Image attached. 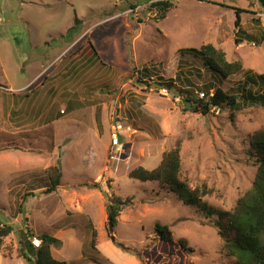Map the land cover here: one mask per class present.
<instances>
[{
	"label": "rangeland",
	"instance_id": "1",
	"mask_svg": "<svg viewBox=\"0 0 264 264\" xmlns=\"http://www.w3.org/2000/svg\"><path fill=\"white\" fill-rule=\"evenodd\" d=\"M153 1L0 0V219L13 227L0 264H27L15 249L28 233L34 247L42 234L56 237L52 256L72 264H240L227 247L232 233L220 235L216 216L129 173L154 169L178 147L180 178L192 188L205 184L209 205L232 211L245 196L257 172L251 140L264 129V105L248 99L207 114L188 108L186 93L241 94L244 75H214L181 49L210 43L244 71L263 73L264 38L236 43L234 21L241 9L240 28L258 39L264 7L168 0L172 7L159 17ZM4 81L11 93H3ZM247 87L254 97L264 93ZM51 166L61 178L46 192ZM113 196L128 202L108 232ZM156 223L168 227L170 241Z\"/></svg>",
	"mask_w": 264,
	"mask_h": 264
},
{
	"label": "trees",
	"instance_id": "2",
	"mask_svg": "<svg viewBox=\"0 0 264 264\" xmlns=\"http://www.w3.org/2000/svg\"><path fill=\"white\" fill-rule=\"evenodd\" d=\"M264 7V0H260ZM134 7V6H132ZM151 7L156 10V15L164 17L166 12L172 7V3L168 0H156L151 3ZM241 9H236V19L234 21L237 28V37L235 42L239 43L242 39L249 41L254 40L260 43L264 38V33H260L258 39L251 34H246L240 28L239 12ZM74 24H78L79 20L74 12ZM73 34L71 31L70 35ZM93 48L92 45H90ZM182 53L193 55L202 61V66L209 71H213L214 75H220L223 78L230 77L242 73L244 81H242L241 94H233L223 91L217 87L213 93L208 95V88H206V97L203 93L202 97H197L186 93V91H179V96L183 95V100H187L192 105L195 112L207 114L213 107H220L223 104L237 108L240 103H246L247 100H258L264 105V93H258L254 97L251 92L249 84H258L264 88V72L255 74L249 70L244 71L239 61H227L225 53L214 47L210 43L201 44L198 48L188 47ZM95 56V49L93 48ZM94 56V57H95ZM142 67H137L139 71ZM199 75V73L197 74ZM187 82H191L186 80ZM170 85V84H169ZM165 87V86H164ZM205 89V88H204ZM264 90V89H263ZM188 94V95H187ZM240 98V100H239ZM251 154L257 163V172L252 184V187L246 192L243 198L238 199L236 207L232 211L218 210L209 205L203 196L210 192L205 184L200 187H190L184 180L180 178L181 166L179 148L175 147L166 152L160 163L154 169L148 170L141 166L133 168L129 176L139 181H157L160 185L166 186L170 191L174 192L176 196L186 205L198 207L201 213L206 218L216 219L215 223L220 229V235L225 236L230 230L232 238L227 245L229 253L233 255L240 264H264V129L253 134L251 140ZM47 180L50 181L46 192H51L56 189L60 182L61 171L55 166H51L46 170ZM128 199L122 200L116 196L110 198L106 204L107 228L108 232L116 223V218L123 204H126ZM226 221L225 226L221 223ZM13 227L9 224H4L0 219V252L2 251L3 238L7 236ZM154 230L159 234L162 241H170L171 235L166 225L156 223ZM27 234V233H26ZM229 234V233H228ZM32 236L31 233L26 235L25 240H20L15 251L17 257H23L27 264H72L66 260H58L52 256L51 245L56 243L57 238L42 234L39 236L40 244L37 247L28 240ZM95 232H91L92 244L94 243ZM11 249L5 254H11Z\"/></svg>",
	"mask_w": 264,
	"mask_h": 264
},
{
	"label": "crops",
	"instance_id": "3",
	"mask_svg": "<svg viewBox=\"0 0 264 264\" xmlns=\"http://www.w3.org/2000/svg\"><path fill=\"white\" fill-rule=\"evenodd\" d=\"M4 84H5V86H4V90H5V91H3V93H4V94L11 93V90H12L11 85H7L5 81H4ZM22 87H24V85L21 86V87H19V88H17V89H16V92L21 93L20 89H21Z\"/></svg>",
	"mask_w": 264,
	"mask_h": 264
},
{
	"label": "built area",
	"instance_id": "4",
	"mask_svg": "<svg viewBox=\"0 0 264 264\" xmlns=\"http://www.w3.org/2000/svg\"><path fill=\"white\" fill-rule=\"evenodd\" d=\"M200 96L202 97L203 96V93H200ZM117 132L115 133V131L113 129V131L110 133V135L112 136V140L111 141H112V144L113 145H117V140H118ZM33 243H34V241H33Z\"/></svg>",
	"mask_w": 264,
	"mask_h": 264
},
{
	"label": "water",
	"instance_id": "5",
	"mask_svg": "<svg viewBox=\"0 0 264 264\" xmlns=\"http://www.w3.org/2000/svg\"><path fill=\"white\" fill-rule=\"evenodd\" d=\"M155 85H156L157 87H161L160 85H158V84H156V83H155ZM186 105H187L188 108H191V107H192V105L190 104V102H189L188 100L186 101Z\"/></svg>",
	"mask_w": 264,
	"mask_h": 264
}]
</instances>
